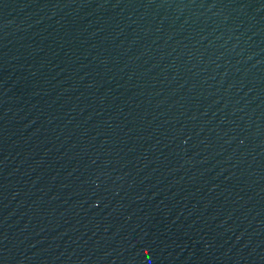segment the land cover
Returning a JSON list of instances; mask_svg holds the SVG:
<instances>
[{"label":"water","instance_id":"1","mask_svg":"<svg viewBox=\"0 0 264 264\" xmlns=\"http://www.w3.org/2000/svg\"><path fill=\"white\" fill-rule=\"evenodd\" d=\"M0 264H264V0H0Z\"/></svg>","mask_w":264,"mask_h":264}]
</instances>
